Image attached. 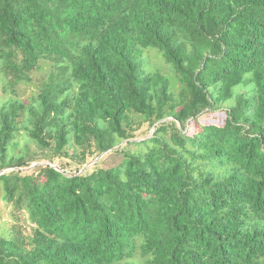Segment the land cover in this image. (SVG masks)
I'll return each mask as SVG.
<instances>
[{
  "label": "trees",
  "instance_id": "trees-1",
  "mask_svg": "<svg viewBox=\"0 0 264 264\" xmlns=\"http://www.w3.org/2000/svg\"><path fill=\"white\" fill-rule=\"evenodd\" d=\"M0 61L2 197L35 226L0 264H264V0H0Z\"/></svg>",
  "mask_w": 264,
  "mask_h": 264
},
{
  "label": "rangeland",
  "instance_id": "rangeland-1",
  "mask_svg": "<svg viewBox=\"0 0 264 264\" xmlns=\"http://www.w3.org/2000/svg\"><path fill=\"white\" fill-rule=\"evenodd\" d=\"M151 63H152V69L155 71L158 69H162L164 73H169L170 66L167 63L166 60L163 59V56L160 52H157L156 50H151L148 52ZM0 61V98H4L7 93L5 91L8 90V77L6 76L5 72L2 69ZM43 67L37 70L34 73L35 82L34 84H22L20 85V92L22 97L25 100H28L32 95H34V92L36 90L37 84L39 80L44 79L49 71L50 66L48 62H43ZM8 92V91H7ZM226 115L223 111H218L214 113H206L200 120V123L205 122H214V123H222L223 120H225ZM196 122L189 125L187 127V130L189 134H193L195 132ZM154 127H151L148 123H145L141 128H139L136 132L137 136L135 139L137 140H144L146 138H149L153 135ZM134 140V139H133ZM22 143L24 142V138L22 139ZM126 142H124L122 145H125ZM134 146L130 145V148H133ZM52 155V153H48L46 151H42L39 146H37L35 143L30 144V154L29 159H40L41 161H36L32 163L29 167L24 168L22 171L24 172H32L36 167L39 165H42L46 162H48L47 158H49ZM124 159V155L122 153H116L114 151L108 152L100 158L92 159V162H96V165H89L88 167H112L116 166L122 160ZM91 162V163H92ZM60 163H69L68 166L69 173L70 171L75 172L77 164L66 157H58L55 156V164L58 165ZM87 167V166H86ZM13 169H7V171H10ZM90 171V169H89ZM2 187L0 184V237L1 236H12L19 233H22L26 237H31L33 235V228L35 227L34 224L29 220L28 214L25 210H19L17 207H15L12 203H7L5 200H3L2 197ZM19 232V233H18Z\"/></svg>",
  "mask_w": 264,
  "mask_h": 264
}]
</instances>
